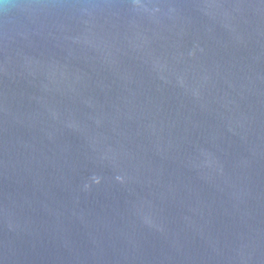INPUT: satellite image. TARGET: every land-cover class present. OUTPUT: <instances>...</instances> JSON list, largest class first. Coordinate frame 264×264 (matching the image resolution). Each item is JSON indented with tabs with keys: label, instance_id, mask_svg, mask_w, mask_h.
<instances>
[{
	"label": "water",
	"instance_id": "95a60500",
	"mask_svg": "<svg viewBox=\"0 0 264 264\" xmlns=\"http://www.w3.org/2000/svg\"><path fill=\"white\" fill-rule=\"evenodd\" d=\"M0 264H264V0H0Z\"/></svg>",
	"mask_w": 264,
	"mask_h": 264
}]
</instances>
